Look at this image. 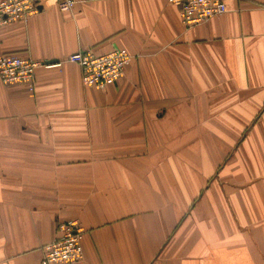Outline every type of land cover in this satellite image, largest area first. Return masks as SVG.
<instances>
[{
    "label": "crops",
    "instance_id": "1",
    "mask_svg": "<svg viewBox=\"0 0 264 264\" xmlns=\"http://www.w3.org/2000/svg\"><path fill=\"white\" fill-rule=\"evenodd\" d=\"M187 28L169 0H44L0 53L49 66L0 79V264H41L60 221L84 259L264 264V0ZM134 57L105 89L68 61Z\"/></svg>",
    "mask_w": 264,
    "mask_h": 264
},
{
    "label": "built area",
    "instance_id": "2",
    "mask_svg": "<svg viewBox=\"0 0 264 264\" xmlns=\"http://www.w3.org/2000/svg\"><path fill=\"white\" fill-rule=\"evenodd\" d=\"M44 0H0V27L14 21H27L38 13ZM179 8L183 24L192 28L208 22L228 11L224 0H169ZM76 0H58L61 11H72ZM133 55L125 48L117 47L107 53L93 50L78 51L68 61L82 69V82L86 86L105 89L115 84L125 73ZM49 64L35 61L15 53H0V79L5 84L26 85L34 91L36 70ZM85 230L77 220L60 221L58 235L43 247L41 264L74 262L84 259L83 238Z\"/></svg>",
    "mask_w": 264,
    "mask_h": 264
}]
</instances>
